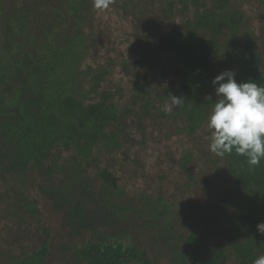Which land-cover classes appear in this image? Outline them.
<instances>
[{"label":"trees","instance_id":"1","mask_svg":"<svg viewBox=\"0 0 264 264\" xmlns=\"http://www.w3.org/2000/svg\"><path fill=\"white\" fill-rule=\"evenodd\" d=\"M54 1L44 4L47 8L43 13L47 16L42 19V8L35 11L39 6L16 14L0 7V15L12 14L16 20L23 15L25 22L22 23L29 25L35 34L33 46L23 48L24 59L15 58L21 50L15 49L10 41V51L0 50V200L8 203L4 207L7 216L22 222L25 217L35 218L41 223L39 210L25 195L28 188L25 171L34 168L47 182L44 190L43 184L37 187L50 197L55 209L64 212L68 232L88 233L80 240V246L73 243L72 258L61 264H159L131 240L130 234L126 236L128 244L118 241L124 237L116 230L118 224L127 227L130 216L140 211L142 223L155 232L153 238L169 245L175 242L172 264H226L221 246L214 247L208 242L211 230L200 231L204 225L198 209L201 201L192 206L194 200L185 199L186 194L182 201L174 202L161 192L140 191L135 200L130 198L121 203L125 188L113 172L115 163L104 162L101 157L118 152L126 160L130 156L135 165L142 167V160L132 150L123 148L126 142L135 141L130 138L137 136L141 144L148 140L155 146L161 144L162 139L150 137L143 126L144 119L153 110L158 118L175 124L172 131H164L163 141L187 140L199 150L195 152L188 145L173 156L168 150L171 148L162 146L163 152L157 154V159L167 166L171 158L172 170L177 168L182 173L199 165L202 172L205 170L198 171L199 175L208 173L214 177L205 189L213 187V197L221 194L228 198L218 200V206L207 200V207L211 212L223 210L220 226L234 230L239 238L232 244L236 257L240 258V264H252L253 259L264 254V234L256 230V225L264 222V160L253 167L235 152L220 158L209 151V142L205 146L194 141L206 129L205 122L216 99L211 82L218 74L210 68L216 58L223 59L220 62L224 70L235 72L238 83L252 80L264 86L262 53L256 49L251 34L246 38L237 37L242 17L230 8V0L209 3L166 0L158 16L155 13L150 16L146 3L141 0H111L106 9L95 8L93 0L61 1L58 16L55 8L60 2ZM102 12L108 15L107 19L99 18ZM179 12L187 17L178 24L175 20ZM161 16L164 19L158 27ZM110 18L131 26L133 31L129 35L135 39L127 49L139 51L134 45L137 42L142 55L147 56L145 61L133 56L120 63L133 78L132 105L143 97L138 111L114 103L117 90L101 89L114 66L102 61L93 64L92 51L102 47L106 40V45L113 46L129 40L111 37L110 33L106 38L105 28L110 31ZM63 20H69L71 31L63 33ZM7 26L6 31L16 38L19 32L9 23ZM229 31L237 44L232 52L221 45ZM151 58L163 62L174 77L165 94L161 95L158 88L149 92L147 87L152 77L148 69L141 70L142 75L137 71L140 65L151 63ZM8 63L11 67L4 73L1 68ZM10 83L16 89L13 97L6 100L4 84ZM24 89L25 96L21 93ZM169 95L182 97L185 102L174 107L171 113H165L162 107ZM209 96L211 100L206 99ZM25 102L35 107V111L25 107ZM204 134L209 137L210 133ZM189 180L196 183L193 172ZM97 182L99 187L95 186ZM182 221L191 224L187 235L176 232V226ZM37 226L42 238L20 251L12 264H49L51 232L44 223L42 227ZM167 231L169 235L164 240L162 234ZM62 247L66 249L67 245Z\"/></svg>","mask_w":264,"mask_h":264},{"label":"rangeland","instance_id":"2","mask_svg":"<svg viewBox=\"0 0 264 264\" xmlns=\"http://www.w3.org/2000/svg\"><path fill=\"white\" fill-rule=\"evenodd\" d=\"M61 1H68V0H59V4L55 10L58 11V16L60 15V8ZM146 3V11L152 15L155 13L160 15L161 9L164 8L166 0H141ZM204 2L209 3L210 0H202ZM55 2L54 0H0V7L4 11L11 13L24 11V13L28 12V8L34 10L39 6L36 12L40 11V19L47 16V13H43L46 11L47 5L45 3ZM230 8L233 10L235 9L238 15L242 17L238 30H237V37H244L246 38L247 34H251L255 38L256 49L262 53V68L264 70V0H230ZM182 5H177L180 8ZM27 7V8H25ZM190 10H188V17H190ZM187 17L184 12H179L176 17V22L179 24L182 21V18ZM24 16H18L17 20L14 15H0V36L3 38L0 39V50L3 52L6 50L11 49V44L8 43L10 41L15 49L21 50L20 54H16V59H24L23 56V48L25 49L31 48L33 46V42L35 41V34L33 31L31 32L29 25H24L25 22L23 20ZM99 18L107 19L108 15L105 12L100 13ZM159 23L158 27H161V21L164 19L162 16L158 17ZM95 19L97 20L96 16ZM110 31L108 28H105V35L106 38L108 37L109 33L111 37L118 36L119 39H125L126 37L129 39L122 45L113 46L111 44L106 45V41L104 45L100 48L93 50V64H96L99 61H102L106 65L114 66L111 69V72L108 75L107 80L102 84V90L107 91H115L117 90L118 93H115V98H113L114 103L120 104V106H130L133 107L134 111H138L139 106L142 104V98L137 99V103L135 106L132 105V96L135 94L134 87L132 84L133 78L126 74V71L123 70V67L120 63L127 58H131L133 56L138 57L139 60L145 61L147 56L142 55L141 48H139L138 43L135 42V47L137 50L127 49L129 44L133 43L134 35H129L132 33L131 26L123 24L120 22L119 19L110 18ZM22 20V21H21ZM8 23L10 27H14L18 36L15 38V34H11L10 32L6 31L8 27ZM64 29L63 33L67 32V30L71 31L70 29V22L69 20H63ZM13 32V30L11 29ZM22 31V32H21ZM15 33V32H14ZM24 34V36L19 34ZM27 35H26V34ZM231 31L227 32V36L225 40L221 41L222 46H226V50L228 52H232L237 44L236 40L231 38ZM236 37V39H237ZM21 40V41H18ZM10 51V50H9ZM96 59V60H95ZM6 61H12V59H6ZM89 61V60H88ZM223 59L216 58L213 64H211V70L216 73L220 74L225 71L221 62ZM11 66L6 65L1 68L4 70V73ZM148 69V74L152 77L151 84L147 87L149 92L155 90L156 88L159 89L158 92L160 94H165L168 90L170 85L174 83V77L170 75V69L166 67L163 62L156 60L155 58H151V63L147 64L144 63L140 65L139 69H137L139 75H142L141 70ZM7 84V83H6ZM4 84L5 93H6V100L11 99L14 95V91L16 89L15 85L10 83V85ZM8 88V89H7ZM21 93L26 95V89H24ZM26 101V100H25ZM25 107L35 111V107H31L25 102ZM121 107V108H122ZM156 107V106H155ZM120 108V109H121ZM145 123L143 124L146 133H149L150 137H155L157 139H162L163 141V134L164 131H172L173 126L175 125L172 123L171 120L161 119L158 118L156 113L151 110V114L148 116L147 119H144ZM122 122H124L122 120ZM161 129V130H160ZM160 130V132H159ZM207 132L206 129L203 130L202 133H199L197 140H194L196 143L200 141L201 143L206 144L209 142L208 136L204 134ZM134 133V132H133ZM210 135V134H209ZM134 142H126L124 145L123 150L131 151L134 153L135 157H139L142 160V167L135 165L129 159H125V156L120 153H112L109 156L103 155L101 160L106 161H113L115 164L113 168V172H116V175L120 178V186L125 188V193L121 197V203L127 202L130 198L135 200L136 195L140 191H146L149 194L151 193H158L161 192L165 194L169 199H174V202L182 201V197L187 195L188 201H191V205L197 201H201L199 205L201 206V215L203 216V229H200L201 232H205V229H210V236L209 240L212 246H221L224 250V255L226 257V264H240V258L236 257V253L233 251L232 244H235L239 241V238L235 236L234 230H227L220 226L223 223L221 219V215L223 210L220 209L218 211L211 212L207 207V200L213 201L218 206V200L226 201L228 196L223 197L213 195L215 190L213 187L210 189H205V185L210 184V180H213L214 177L211 174H198V171L202 172V167L199 165H194L191 170L188 172H180L177 168L172 170V164L174 163L171 158L169 160V164L166 166L163 161L157 159V154H162V146L166 148L168 146L171 149H168L173 156L176 153L182 151V149H186L188 145L194 149V145L191 141L182 142L176 140V138H172L170 141H161L160 145H153L150 140L147 141L146 144H141L139 142L138 136ZM163 148V149H164ZM195 152H198V149H194ZM193 172L194 177L197 179L196 183L189 180L190 173ZM205 172V170H204ZM202 172V173H204ZM221 177L223 176L222 173ZM26 180L25 183L27 185V192L25 195L29 196V199L34 205L37 207L40 213V220L41 223L37 221L35 218L25 217L23 222L18 219L15 221L13 218L7 216V211L5 210V205L7 202L0 200V264H12L16 259L20 251L26 249V247L30 246L31 244L38 242L39 239L42 238V234L40 228L37 225L42 227L44 223L51 232L50 237V253L48 256L49 264H61L65 259H71V255L73 252V243L77 242L78 246H80L81 239L83 236L85 237L88 233L84 232L80 235H72L70 234L69 227L65 225V216L62 210H57L54 207V202L48 197L46 194L41 193V190L37 187L39 184H43V190L46 188L47 182L41 177V172L33 168L30 170L29 168L25 171ZM163 175V178L160 179L159 176ZM100 183H96V187H99ZM216 206V208H217ZM203 210V211H202ZM20 221V222H19ZM130 222L127 224V227L120 223L117 226V232L123 233L124 237L119 239V243L128 244L129 239L135 243H137L138 247L141 249L144 248L146 250V254L150 258H154L157 260L159 264H172L171 256L174 254L172 249L175 248V242L170 240L171 244H164L162 241H157V238H153L155 232H152L148 225H144L142 223V211L136 212L130 216ZM8 223H13L10 225ZM18 223V224H17ZM23 227L17 228V226L22 225ZM191 224L186 221H182L180 226H176L177 234H184L187 235L192 228H190ZM126 227V228H125ZM192 227V226H191ZM18 229V230H17ZM169 233L163 232L162 239L166 240ZM167 242H169L167 240ZM165 242V243H167ZM62 245H67V248L64 249ZM250 247L251 245L248 244Z\"/></svg>","mask_w":264,"mask_h":264},{"label":"clouds","instance_id":"3","mask_svg":"<svg viewBox=\"0 0 264 264\" xmlns=\"http://www.w3.org/2000/svg\"><path fill=\"white\" fill-rule=\"evenodd\" d=\"M93 2L95 8L106 9L111 0ZM211 83L216 99L205 122L210 133L209 151L220 158L235 152L249 165L259 166L264 160V86L252 80L238 83L231 70L218 74ZM166 100L162 107L165 113L185 102L172 95ZM256 230L264 234V222L257 224ZM252 264H264V254L253 259Z\"/></svg>","mask_w":264,"mask_h":264}]
</instances>
